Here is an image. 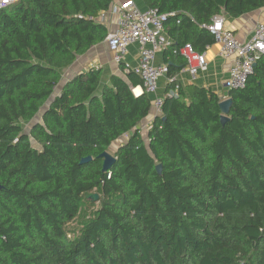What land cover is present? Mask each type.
<instances>
[{
  "label": "trees",
  "instance_id": "obj_1",
  "mask_svg": "<svg viewBox=\"0 0 264 264\" xmlns=\"http://www.w3.org/2000/svg\"><path fill=\"white\" fill-rule=\"evenodd\" d=\"M143 2L168 14L174 47L199 53L215 43L206 27L214 15L264 8V0ZM112 4L0 8V264H264V57L244 88L228 90L225 124L214 89L180 86L164 94L146 140L152 99L134 94L143 80L125 65L109 80L90 67L55 94L63 70L105 41L98 18ZM170 49L171 87L187 63ZM123 136L103 172L98 156ZM94 190L99 205L72 228L85 202H97L87 198Z\"/></svg>",
  "mask_w": 264,
  "mask_h": 264
},
{
  "label": "built area",
  "instance_id": "obj_2",
  "mask_svg": "<svg viewBox=\"0 0 264 264\" xmlns=\"http://www.w3.org/2000/svg\"><path fill=\"white\" fill-rule=\"evenodd\" d=\"M17 1L19 0L6 2L0 0V8ZM108 11L117 15L116 28L109 31L105 39L112 61L121 66L125 63L129 47L133 44L138 45L139 63L132 68L126 67L125 72L133 70L143 80L142 85L133 88L135 95L144 92L153 95L148 122L141 126L142 134L147 140L152 121L157 116H163L164 96L158 93L159 80L169 73L168 64L157 61L158 54L172 48L174 54L186 59L187 67L193 74L207 68L206 54L197 52L191 44H185L180 48L174 47V40L165 28L168 14L161 13L157 8L142 10L135 0H124L115 2ZM206 27L220 46V55L233 60L229 76L224 81L225 88L227 90L244 88L249 76L255 71V65L264 57V20L257 22L252 37L246 41L239 40L227 27L224 14L214 15ZM168 79L169 82L174 81L172 78ZM174 94L176 92L170 93Z\"/></svg>",
  "mask_w": 264,
  "mask_h": 264
},
{
  "label": "crops",
  "instance_id": "obj_3",
  "mask_svg": "<svg viewBox=\"0 0 264 264\" xmlns=\"http://www.w3.org/2000/svg\"><path fill=\"white\" fill-rule=\"evenodd\" d=\"M117 1H124V0H113L112 5H114L115 2ZM135 1L142 10H146L149 8L145 5L143 0H135ZM224 15L226 18L227 27L233 31V33L238 37L239 40L246 41L252 37L254 27L257 24V22L264 20V8H260L258 10H255L253 12H250L248 14L242 15L237 18H231L226 14ZM98 19L107 26L108 33L109 31L114 30L116 28V22H117L116 14H112L108 11L101 14ZM177 23L179 24L180 21H178ZM166 31L169 34L168 30ZM169 36L171 37L170 34ZM166 50L158 54L157 56L158 62L166 63L164 56ZM219 51H220V46L216 43V41L214 44L207 46L206 50L203 52L206 54V58L208 61L207 68L205 70H201L197 74L191 73V71L187 67V64L185 65V67L178 69L176 72L177 84L175 86H171V87L169 86L168 76L162 77L159 80V90H158L159 95L164 96V94L168 89L170 90L169 94L171 92L177 93L180 86L187 87V86L195 85L200 87H211L222 98L227 97L228 90L224 86V81L229 76V71L233 63V60L231 58H225L221 56ZM184 61H186V59ZM138 63H139L138 45L133 44L129 47V53L123 65H125V67L129 66L132 68L137 66ZM123 65L118 66L112 61L111 54L109 53L106 45V41H104L90 48L87 51V53L79 56L73 65L63 70V80L61 85H63V83H65L69 77L83 70H87L90 67L100 68L106 80H109L110 76L113 74H120L123 76L122 73L124 72L121 71ZM150 96L152 99L153 95L151 94ZM148 119L149 118H147L143 122V124H146L148 122Z\"/></svg>",
  "mask_w": 264,
  "mask_h": 264
},
{
  "label": "water",
  "instance_id": "obj_4",
  "mask_svg": "<svg viewBox=\"0 0 264 264\" xmlns=\"http://www.w3.org/2000/svg\"><path fill=\"white\" fill-rule=\"evenodd\" d=\"M232 104H233V100L231 98L224 99L219 104L220 108L222 110L221 122L223 124H225L228 121V114L230 113ZM37 122H39V121H37ZM98 158L103 159V167H102L103 172L110 171L113 168L115 162L117 161V157L114 154H112L109 150L102 152L98 156ZM92 160H93L92 156H87L81 160V163L85 164V163H88ZM156 169H157L159 174L162 173V165L161 164H158ZM1 189H3L2 185H0V190ZM87 198H90L93 201H98L99 200V194L97 192H89L87 194Z\"/></svg>",
  "mask_w": 264,
  "mask_h": 264
},
{
  "label": "rangeland",
  "instance_id": "obj_5",
  "mask_svg": "<svg viewBox=\"0 0 264 264\" xmlns=\"http://www.w3.org/2000/svg\"><path fill=\"white\" fill-rule=\"evenodd\" d=\"M107 75V74H106ZM62 88V85H59L57 87V89L55 90V94L59 93L60 90ZM49 101H47L44 105V107L49 105ZM35 121H41V113L37 116V118L35 119ZM30 127H31V123H26L24 124V128L26 132H30ZM127 140V136H123L120 139L116 140L113 142V144L110 146V148L108 149L112 154L116 155V152L118 151V149L120 148V146L122 145L123 142H125ZM34 146H37L36 143H34ZM38 147V146H37ZM94 192H96V190H94ZM99 205V201L97 202H92V201H86L85 202V207L82 210V213L80 215V217L78 219H76L75 221H73L71 224L72 228H78L80 225V221H82V218L89 216L91 214V212Z\"/></svg>",
  "mask_w": 264,
  "mask_h": 264
},
{
  "label": "snow or ice",
  "instance_id": "obj_6",
  "mask_svg": "<svg viewBox=\"0 0 264 264\" xmlns=\"http://www.w3.org/2000/svg\"><path fill=\"white\" fill-rule=\"evenodd\" d=\"M5 2H6V0H5Z\"/></svg>",
  "mask_w": 264,
  "mask_h": 264
}]
</instances>
